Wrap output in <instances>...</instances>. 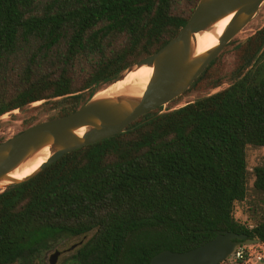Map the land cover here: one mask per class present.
Returning <instances> with one entry per match:
<instances>
[{"label": "trees", "instance_id": "trees-1", "mask_svg": "<svg viewBox=\"0 0 264 264\" xmlns=\"http://www.w3.org/2000/svg\"><path fill=\"white\" fill-rule=\"evenodd\" d=\"M198 1L0 0V117L45 100L25 130L74 112L174 38ZM234 47L232 70L214 71L215 58L164 113L0 191V264H44L45 251L90 232L66 264H150L223 231L264 244V216L252 227L234 217L248 192L247 148L264 146V26ZM253 172L264 192V165Z\"/></svg>", "mask_w": 264, "mask_h": 264}, {"label": "water", "instance_id": "water-1", "mask_svg": "<svg viewBox=\"0 0 264 264\" xmlns=\"http://www.w3.org/2000/svg\"><path fill=\"white\" fill-rule=\"evenodd\" d=\"M264 0H199L180 32L155 53L131 64L110 85L123 80L142 66L153 69L141 95L117 93L99 95L97 91L84 105L62 117L41 121L0 142V188L19 184L81 147L110 138L128 130L133 121L157 108L165 107L181 96L203 73L220 51L257 14ZM231 16L218 44L196 51V35L208 31L220 20ZM84 129L80 135L79 131ZM49 156L30 175L16 179L11 174L44 149ZM259 243V239L232 231H223L213 239L187 251L165 249L154 255L150 264H220L235 249ZM73 248V247H72ZM60 255L55 250L49 264Z\"/></svg>", "mask_w": 264, "mask_h": 264}, {"label": "rangeland", "instance_id": "rangeland-1", "mask_svg": "<svg viewBox=\"0 0 264 264\" xmlns=\"http://www.w3.org/2000/svg\"><path fill=\"white\" fill-rule=\"evenodd\" d=\"M264 26V2L260 6L257 14L254 18L220 51L216 56L217 61L213 67V70L218 73H228L235 65L236 55L234 45L238 42L244 41L247 37L252 35L256 30ZM229 84L228 80H225L220 86L207 89L202 87L201 84L196 90H192L189 93L183 95L174 107L184 105L189 101L195 100L198 96H204L218 91ZM101 88L100 90L106 88ZM175 100V99H174ZM45 100L33 102L28 105L26 112L20 111L19 109L10 111L0 117V139L7 140L15 134L21 132L24 129L25 120L30 109L41 105ZM169 104L165 107V111L169 109ZM163 108H161L162 110ZM45 117V116H43ZM264 165V146H249L247 148V167L249 171L248 179V192L246 198L241 202H236L234 206V217L247 224L249 227L254 226L264 216V192L257 190L253 186L255 179L254 168ZM3 188H0L2 191ZM92 232L76 236L69 237L61 240L54 248H51L43 253L44 264H49L50 255L55 251L59 250L60 255L57 259L56 264H66V260L72 255L75 250L82 245L90 236ZM245 246V245H244ZM247 251L255 252L254 255L246 256L245 259H235L233 255L221 262L220 264H264V244L256 243L246 245ZM73 247V248H72ZM257 255L262 257V260L256 258Z\"/></svg>", "mask_w": 264, "mask_h": 264}, {"label": "bare ground", "instance_id": "bare-ground-1", "mask_svg": "<svg viewBox=\"0 0 264 264\" xmlns=\"http://www.w3.org/2000/svg\"><path fill=\"white\" fill-rule=\"evenodd\" d=\"M231 16H228L211 27L208 31L200 32L196 35V51L202 53L218 44V37L223 33ZM153 69L148 66H142L134 69L127 76L106 89L99 92V95L129 93L133 95H141L146 88V85L151 77ZM84 129L79 131L81 135ZM49 156V150L46 148L42 150L33 159L25 163L23 166L16 169L11 177L22 179L30 175L36 170L41 163Z\"/></svg>", "mask_w": 264, "mask_h": 264}, {"label": "built area", "instance_id": "built-area-1", "mask_svg": "<svg viewBox=\"0 0 264 264\" xmlns=\"http://www.w3.org/2000/svg\"><path fill=\"white\" fill-rule=\"evenodd\" d=\"M247 246H240L237 247L235 249V251L233 252V256L235 257V259H245L246 256H252L255 254V252H251V251H247V249H243L246 248ZM256 258H258L259 260H262V257L260 255H257Z\"/></svg>", "mask_w": 264, "mask_h": 264}]
</instances>
